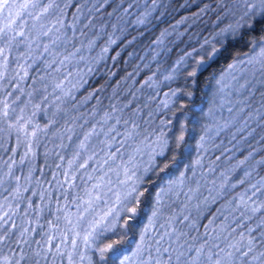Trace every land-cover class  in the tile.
Here are the masks:
<instances>
[{
  "label": "snow or ice",
  "instance_id": "snow-or-ice-1",
  "mask_svg": "<svg viewBox=\"0 0 264 264\" xmlns=\"http://www.w3.org/2000/svg\"><path fill=\"white\" fill-rule=\"evenodd\" d=\"M0 134V264H264V0H0Z\"/></svg>",
  "mask_w": 264,
  "mask_h": 264
},
{
  "label": "trees",
  "instance_id": "trees-1",
  "mask_svg": "<svg viewBox=\"0 0 264 264\" xmlns=\"http://www.w3.org/2000/svg\"><path fill=\"white\" fill-rule=\"evenodd\" d=\"M185 39H187V37H185ZM148 40V37H145V42H147ZM181 47H183V45H181ZM133 49L132 48H129L128 51H132ZM142 54V53H140ZM124 58H127V53L125 52L123 54ZM173 59H175V53H173V56H172ZM108 64H111L112 62L109 60L107 61ZM132 67H134V65H132L131 67L128 65V64H125L123 62V59L121 60V62L117 65V77L116 79L119 80L121 79L124 75H126V71H132ZM155 70V69H154ZM202 79V82L200 84V92L198 93L199 96L203 99H207V97H204L203 96V93L204 92H209V95H210V90L209 88L207 87V81L206 79H204L203 77L201 78ZM91 83L92 84H95L97 86H99L100 84H103L104 83V79H101L99 77H93L92 80H91ZM113 83V86H115V80L112 82ZM131 83V82H129ZM137 87H139V85H137ZM172 88H175L176 87V84L173 83L171 85ZM109 93L111 92V88H109ZM168 91V87L167 86H164V85H161L160 86V91H159V97L158 99L155 101V102H151L149 101V98H148V92L149 90H145V93L143 94V100L147 103H149L150 105V109L154 110L156 105L160 103V101L163 100V96H164V92ZM86 94V93H84ZM156 93L153 91L152 92V95H155ZM149 109H146L145 111L147 112ZM37 119L40 121L41 125H43L44 121L43 119H41L40 116L37 117ZM49 136L51 137V134H49ZM0 142H4L7 144L8 146V152L5 153L4 152V149L3 148H0V155H2L4 157V159H7L8 156H11L13 155V153L11 152V149L13 147L16 146V140H15V137H11L9 138L6 134H0ZM52 148V144L50 142V140L46 141L44 140L43 138L41 139V143H40V146L37 148V152L39 153V155L37 156L36 158V166L39 168L41 166H43L45 163H46V159H45V156L43 155V153L46 151V149H51ZM23 148L19 149L18 150V154L15 156V159L18 161L20 156L23 155ZM52 160L53 158L52 157H48L47 158V163L48 164H51L52 163ZM58 162V161H57ZM26 170V169H25ZM35 175L37 176H40V173L37 172ZM47 175V173H46Z\"/></svg>",
  "mask_w": 264,
  "mask_h": 264
},
{
  "label": "rangeland",
  "instance_id": "rangeland-1",
  "mask_svg": "<svg viewBox=\"0 0 264 264\" xmlns=\"http://www.w3.org/2000/svg\"><path fill=\"white\" fill-rule=\"evenodd\" d=\"M167 92V91H166ZM164 97V96H163ZM164 99V98H163Z\"/></svg>",
  "mask_w": 264,
  "mask_h": 264
}]
</instances>
